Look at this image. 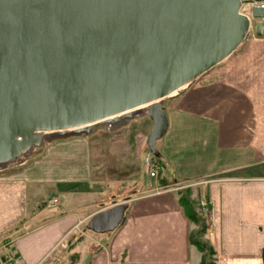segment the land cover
Masks as SVG:
<instances>
[{
  "label": "crops",
  "instance_id": "1",
  "mask_svg": "<svg viewBox=\"0 0 264 264\" xmlns=\"http://www.w3.org/2000/svg\"><path fill=\"white\" fill-rule=\"evenodd\" d=\"M165 108L162 180L192 182L202 225L175 188L104 199L91 182V147L54 145L0 173V248L13 264H202L205 252L191 242L200 225L213 264H264V49L228 57ZM120 204L128 207L117 228H88Z\"/></svg>",
  "mask_w": 264,
  "mask_h": 264
},
{
  "label": "water",
  "instance_id": "2",
  "mask_svg": "<svg viewBox=\"0 0 264 264\" xmlns=\"http://www.w3.org/2000/svg\"><path fill=\"white\" fill-rule=\"evenodd\" d=\"M243 1L0 0V164L39 145L42 131L145 104L146 142L159 155L169 126L162 99L240 46L251 28ZM252 14L261 37L264 8ZM127 207L96 214L88 228L113 231Z\"/></svg>",
  "mask_w": 264,
  "mask_h": 264
},
{
  "label": "rangeland",
  "instance_id": "3",
  "mask_svg": "<svg viewBox=\"0 0 264 264\" xmlns=\"http://www.w3.org/2000/svg\"><path fill=\"white\" fill-rule=\"evenodd\" d=\"M245 49H264V33L263 36L258 37L255 31L250 30L240 46L228 57L238 58ZM227 58L218 64L225 63ZM171 97L167 96L162 99L161 102L165 107L168 106ZM148 109V106L139 108L123 117L97 122L88 128L40 132L41 143L33 145L23 155L0 164V173L13 166L19 168L38 161L45 157L48 153L47 150L54 145L84 144L91 147L89 154L93 164L91 182L97 186L95 188L105 190L106 197L104 199L111 201L114 197H118V200H123L133 193L140 194L145 191L155 192L175 188L179 199L183 197L191 200L190 185L188 184L192 182H171V179L170 181L162 180V176L154 179L148 176L144 164V157L149 152L146 140L152 130V121ZM205 201L207 202V200ZM202 210L204 209L202 208ZM197 216V222L202 225L198 214ZM201 225L194 232V235L195 238L202 241ZM205 253L207 254V261L211 262L213 255L208 249Z\"/></svg>",
  "mask_w": 264,
  "mask_h": 264
},
{
  "label": "built area",
  "instance_id": "4",
  "mask_svg": "<svg viewBox=\"0 0 264 264\" xmlns=\"http://www.w3.org/2000/svg\"><path fill=\"white\" fill-rule=\"evenodd\" d=\"M255 6H262L264 8V2H257L252 0H246L243 1V4L241 6L240 12L247 15L251 21V28L250 30L255 31V25L258 20L253 17L252 10ZM263 21V28H264V19H261ZM144 164L147 169L148 176L150 178H159L163 175L164 172V166L162 162L149 151L147 155L144 157ZM53 203L57 202L56 198H53ZM203 207H208V202L203 201L202 203ZM14 262H18V259L15 258L12 255H9L7 253H4L2 249L0 248V264H13Z\"/></svg>",
  "mask_w": 264,
  "mask_h": 264
},
{
  "label": "trees",
  "instance_id": "5",
  "mask_svg": "<svg viewBox=\"0 0 264 264\" xmlns=\"http://www.w3.org/2000/svg\"><path fill=\"white\" fill-rule=\"evenodd\" d=\"M149 150V148H148ZM153 154V153H152ZM153 156L157 157L160 160V154L159 155H155L153 154ZM181 204L183 205V207L185 208V211L188 215V217L193 220L196 221L198 220V216L192 206V201L189 198H180L179 199ZM191 242L195 245H197L203 252H205L207 249L211 252V254L213 255V249L207 247L204 242H202L201 240L195 238L194 233L191 236ZM202 264H213V260L211 262L207 261V254L205 253L202 259Z\"/></svg>",
  "mask_w": 264,
  "mask_h": 264
},
{
  "label": "bare ground",
  "instance_id": "6",
  "mask_svg": "<svg viewBox=\"0 0 264 264\" xmlns=\"http://www.w3.org/2000/svg\"><path fill=\"white\" fill-rule=\"evenodd\" d=\"M188 85V84H187ZM187 85H184L183 87H180V88H184L185 86H187ZM180 88L179 89H175L174 91H172L168 96H173V95H176V94H178V92L180 91ZM146 106H148V104H145V105H142V106H140V107H137V108H134V109H130V110H127V111H124V112H121V113H118V114H116V115H114V116H111V117H109V118H105V119H101L102 121H110V120H114V119H116V118H120V117H123V116H125L126 114H130V113H132V112H135L137 109H139V108H145ZM97 122H101V121H96V122H94V123H89V124H87V125H82V126H79V127H72V128H69V129H67V130H77V129H83V128H88L89 126H91L92 124H95V123H97ZM42 132H44V133H48V132H53V131H42ZM25 153V152H24ZM23 155V154H22ZM1 164H3V163H1Z\"/></svg>",
  "mask_w": 264,
  "mask_h": 264
}]
</instances>
